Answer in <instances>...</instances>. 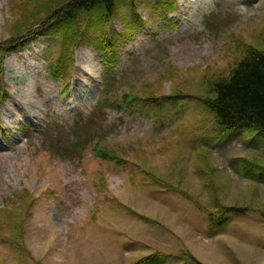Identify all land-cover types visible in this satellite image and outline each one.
<instances>
[{
	"label": "rangeland",
	"instance_id": "1",
	"mask_svg": "<svg viewBox=\"0 0 264 264\" xmlns=\"http://www.w3.org/2000/svg\"><path fill=\"white\" fill-rule=\"evenodd\" d=\"M11 4L0 0L1 40L31 9ZM211 13L228 24L218 34L204 25ZM137 14L143 25L125 39L115 33L124 32V19H134L127 7L104 28L116 45V98L151 90L167 96L191 77L207 84L199 78L205 68L227 72L234 63L236 37L250 40L251 31L255 37L264 30V0H174L173 8L141 4ZM164 16L175 24L167 26ZM44 33L21 38L3 62L0 264H194L191 257L264 264V134L220 133L195 101L165 102L147 115L98 110L100 53L74 47L68 76L55 82L48 69L61 43ZM90 117L101 136L77 153L57 152L77 141L71 128ZM95 140L115 158L94 156ZM23 190L27 206L16 200ZM17 205L25 212L20 232L8 215ZM224 206L245 212L221 224Z\"/></svg>",
	"mask_w": 264,
	"mask_h": 264
},
{
	"label": "trees",
	"instance_id": "2",
	"mask_svg": "<svg viewBox=\"0 0 264 264\" xmlns=\"http://www.w3.org/2000/svg\"><path fill=\"white\" fill-rule=\"evenodd\" d=\"M11 3L14 10L18 9L22 3L25 9L28 7L34 9L25 12V23H20L19 27L13 30V35L8 40L0 39V101L7 96L2 79L4 56L23 43L20 42L24 40L21 38L32 34L33 31L40 35H42V31H45L44 34L48 38L61 43L59 56L50 65V73L55 80L62 81L68 76V69L72 65L74 47L85 44L95 48L100 53L99 58H101L104 71L101 76L103 89L98 101V110L103 106H110L128 115L136 113L147 115L153 113L155 108L162 107L165 102L175 107H184L185 105L180 106L182 101H195L213 115L220 133L236 129L243 131L255 129L258 133L264 134V30L256 31L255 37H252L251 31L248 34L250 40H245L242 36L236 37L234 44L237 58H235L234 63L227 72L218 73L216 70L205 68L204 74L199 78L209 79L207 84L191 77L174 83L167 96L159 93V90H151L144 97L127 92L121 98H116L114 96L115 67L118 63L115 53L116 45L114 41L112 43L107 42V34L104 28L109 25V22L121 9L127 7L132 12L134 19L132 22L124 19L122 21L125 26L124 32L115 33L119 39H125L143 25V20L137 14L139 5L146 4L153 9L173 8L174 0H11ZM41 14H44L46 18L41 20L39 18ZM218 15L211 13L204 18V25L215 34L225 30L224 28L228 25ZM169 22L170 20L167 26L175 24ZM35 25H38L36 26L37 29H34L33 26ZM254 38L255 42L253 43ZM181 113L182 111L178 112V114ZM91 121L92 118L90 117L88 121L75 124L71 128L77 139L72 145L61 144L56 147L52 145L53 142L51 141L50 146L56 147L57 152L77 153L80 147L101 136L100 131L102 130L98 129L99 127H97V131H99L97 132L95 128L89 126ZM93 145L94 156L108 160L115 158V155L97 148L98 140H95ZM27 196L29 193L23 190L17 194L16 200L27 206ZM244 212V209L241 208L224 206L219 223L227 222L232 213L243 214ZM8 215L13 217L12 223L20 232L22 219L18 205L16 208H12ZM212 219L213 215L209 214V220ZM190 260L194 264H203L194 257H191Z\"/></svg>",
	"mask_w": 264,
	"mask_h": 264
}]
</instances>
